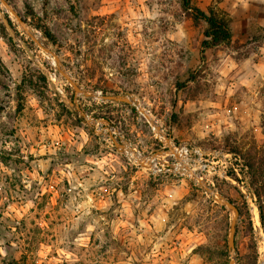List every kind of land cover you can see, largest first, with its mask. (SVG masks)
<instances>
[{
    "label": "rangeland",
    "instance_id": "rangeland-1",
    "mask_svg": "<svg viewBox=\"0 0 264 264\" xmlns=\"http://www.w3.org/2000/svg\"><path fill=\"white\" fill-rule=\"evenodd\" d=\"M192 4L0 0V264H264V0Z\"/></svg>",
    "mask_w": 264,
    "mask_h": 264
},
{
    "label": "trees",
    "instance_id": "trees-1",
    "mask_svg": "<svg viewBox=\"0 0 264 264\" xmlns=\"http://www.w3.org/2000/svg\"><path fill=\"white\" fill-rule=\"evenodd\" d=\"M182 6L186 12L192 13L196 21L204 22L207 26L204 32L205 40L202 43L203 54L206 50L213 49L221 45H228L231 43L233 38V31L231 22L227 17L218 14L214 10H210L208 13H206L201 9L195 7L192 4V0H182ZM36 27L43 33L44 37L47 40H49L51 43L55 42V38L48 27L42 24H38L36 25ZM19 90L21 91V89ZM19 100L20 103L18 110L22 111V92H19ZM260 210L262 220H264V212L262 210V207H260Z\"/></svg>",
    "mask_w": 264,
    "mask_h": 264
},
{
    "label": "water",
    "instance_id": "water-1",
    "mask_svg": "<svg viewBox=\"0 0 264 264\" xmlns=\"http://www.w3.org/2000/svg\"><path fill=\"white\" fill-rule=\"evenodd\" d=\"M46 52L50 53V51L48 49H45ZM62 75L66 78V80L74 87L76 92H79L80 89L78 88V86L73 82V80L64 72H62ZM104 100L107 101H115V102H119V103H129L130 100L128 98H123L120 96H113V95H103L101 97ZM219 203H222L221 199H218ZM229 208L233 209L236 211V209L233 207V205L231 204H227ZM238 216V215H236ZM236 224H237V218L233 219L232 221V225H231V240L233 242L234 239V235H235V228H236Z\"/></svg>",
    "mask_w": 264,
    "mask_h": 264
},
{
    "label": "bare ground",
    "instance_id": "bare-ground-1",
    "mask_svg": "<svg viewBox=\"0 0 264 264\" xmlns=\"http://www.w3.org/2000/svg\"><path fill=\"white\" fill-rule=\"evenodd\" d=\"M183 152V151H182ZM257 215V214H256Z\"/></svg>",
    "mask_w": 264,
    "mask_h": 264
}]
</instances>
